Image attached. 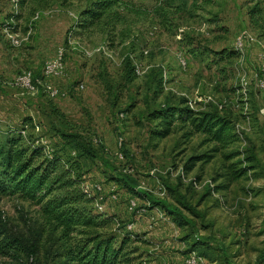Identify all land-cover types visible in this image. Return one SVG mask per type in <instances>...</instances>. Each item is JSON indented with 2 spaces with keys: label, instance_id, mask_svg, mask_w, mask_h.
Listing matches in <instances>:
<instances>
[{
  "label": "rangeland",
  "instance_id": "rangeland-1",
  "mask_svg": "<svg viewBox=\"0 0 264 264\" xmlns=\"http://www.w3.org/2000/svg\"><path fill=\"white\" fill-rule=\"evenodd\" d=\"M15 1L0 0V150L15 133L65 160L78 155L63 135L92 146L99 158L80 161L84 190L96 213L115 218L109 233L117 241L140 237L132 245L139 264H258L264 178L217 180L227 174L230 153L256 146L264 164V0H128L140 15L115 9L114 27L84 34L72 29L86 0ZM224 53L231 57L221 61ZM59 59L64 74L47 79L45 65ZM26 72L43 86H15ZM181 104L228 117L242 144L213 153L179 124L161 138L164 129L149 116ZM206 154V163L193 160ZM118 174L158 200L172 202L170 188L178 187L200 212L194 221L203 253L191 252L198 239L160 207L112 181ZM220 184L225 190L214 192ZM15 238L36 242L40 260L64 253L41 206L9 191L0 194V264L27 262L6 248Z\"/></svg>",
  "mask_w": 264,
  "mask_h": 264
},
{
  "label": "trees",
  "instance_id": "trees-1",
  "mask_svg": "<svg viewBox=\"0 0 264 264\" xmlns=\"http://www.w3.org/2000/svg\"><path fill=\"white\" fill-rule=\"evenodd\" d=\"M64 3L73 0H63ZM212 1V0H209ZM23 3L44 5L49 0H22ZM86 6L78 12L72 31L84 34L99 26L114 27L119 22L115 9L140 15L128 0H86ZM231 54L224 53L220 60H226ZM152 121H159L162 130L158 135L165 138L174 124L188 129V136H202L207 144L214 147L213 153L225 151L241 145L242 139L236 132V126L228 117L216 111H195L181 104L167 107L149 116ZM0 150V194L12 191L24 200L41 206L42 214L51 223L53 230L59 232V242L63 254H56L49 259H38L39 248L36 242L30 244L17 238L6 245L9 253L22 251L27 262L24 264H139L138 250L132 245L140 242V237L131 240L125 236L121 241L109 233L115 225V218L96 213L95 202L84 190V172L81 158L95 161L99 158L92 146L81 145L77 137L65 136L71 141L77 152L76 159L65 160L63 155L47 153L43 146L22 144V134L12 135ZM257 147L245 152H233L225 156L230 163L227 174L221 176L235 183L243 179L259 180L264 178V164L257 157ZM240 157L242 159H240ZM210 155L194 157V161L206 163ZM192 167V166H191ZM116 170V169H115ZM112 181L118 182L123 189L152 205L160 207L179 228L188 231L187 238L198 236V226L194 218H200V212L191 205L187 196L178 187L170 188L172 202L158 200L152 194L140 191L137 180L118 174ZM216 182V183H217ZM230 185V183H229ZM225 190L220 184L214 192ZM211 196L210 191H208ZM198 239V238H197ZM202 239L194 240L192 253H198L205 247ZM144 243V242H143ZM203 252L200 251L199 254ZM32 259V262H30ZM60 261V262H59ZM258 264H264L261 256Z\"/></svg>",
  "mask_w": 264,
  "mask_h": 264
},
{
  "label": "built area",
  "instance_id": "built-area-1",
  "mask_svg": "<svg viewBox=\"0 0 264 264\" xmlns=\"http://www.w3.org/2000/svg\"><path fill=\"white\" fill-rule=\"evenodd\" d=\"M15 2L17 3L18 0H16ZM15 43L19 44L18 41H16ZM64 69L65 68H64L63 62L60 59L56 61L48 62L44 68V76L47 79L60 77L64 74ZM42 81L43 80L41 81L35 80L32 72H26L22 76L17 78L15 82V86L32 92V91H36L39 86H43ZM80 88L82 89L83 87H80ZM45 89L47 91V94L51 98H54L57 95L56 91H54L51 87L47 86ZM187 264H199V263H197L194 260V258H192L191 261H189Z\"/></svg>",
  "mask_w": 264,
  "mask_h": 264
}]
</instances>
